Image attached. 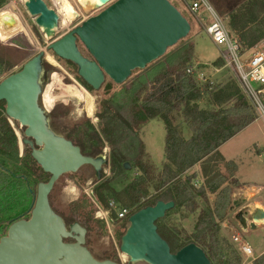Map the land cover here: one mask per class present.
<instances>
[{"label": "trees", "instance_id": "obj_1", "mask_svg": "<svg viewBox=\"0 0 264 264\" xmlns=\"http://www.w3.org/2000/svg\"><path fill=\"white\" fill-rule=\"evenodd\" d=\"M10 1L0 0V10ZM227 17L229 22L225 25L230 37L241 47L243 57L246 50H253L247 57L252 56L257 46L264 41V0H249ZM183 42L184 39L178 44ZM9 47L13 45L0 36V48L5 50ZM165 55L144 70H139L143 74L129 88L122 85L131 80L138 70L124 84L118 85L116 91H113L111 83L103 85L100 90L104 91L105 102L100 104L97 127L85 122L76 125L65 136L80 147L85 156L91 158L103 156L104 142L111 146L112 176L104 179L102 173V179L96 182L94 189L97 204L109 211V220L112 212L109 196L115 195L113 183L124 175L126 164L141 173L123 191L128 203L137 204L146 198L150 184L155 183L158 192L152 200L140 204L136 212L155 206L159 201H173L176 208L188 207L191 212L197 211L196 197L206 200L207 191L217 193L227 180L219 173L220 163L231 170V176L237 171L235 162L226 161L222 157L220 147L257 120V115L239 84L231 81L224 86L207 84L202 88L194 76L187 73L188 66L195 57L194 44L184 45L166 60H162ZM222 59L221 56L214 65L223 66ZM67 63L76 67L71 62ZM51 70L52 67L44 61L42 77ZM3 77L4 71L0 65V79ZM203 100L206 101L205 108L200 107ZM5 110L6 103L0 102V232H7L14 222L30 219L38 186L49 180L42 178L49 175L33 159L32 148L24 144L25 152L20 156L18 136ZM154 119H160L166 129V161L157 176L155 168L145 161V145L138 134L141 126ZM183 126L190 131L189 138L186 137ZM21 134L24 140V131ZM197 164L202 166L206 184L192 193L189 188L192 178L184 181L181 177ZM39 173L42 175L39 176ZM161 191L164 193H159ZM118 200L122 201L121 198ZM229 206L228 188H224L215 203L214 214L219 217V223L214 221L211 214L202 211L195 225L196 233L191 239L188 238V242L181 241V237L158 226L160 220L157 222L158 232L168 242L173 253L194 243L205 251L212 264H242L238 255L232 259L223 257L225 250L221 247L220 224L225 220ZM93 215L94 211L89 213L83 223L75 221L73 224H79L88 232L92 230V223H95ZM125 233L121 234V238ZM67 242L73 241L69 239ZM114 262L119 264L117 260ZM251 264H264V254Z\"/></svg>", "mask_w": 264, "mask_h": 264}, {"label": "rangeland", "instance_id": "obj_2", "mask_svg": "<svg viewBox=\"0 0 264 264\" xmlns=\"http://www.w3.org/2000/svg\"><path fill=\"white\" fill-rule=\"evenodd\" d=\"M44 1L48 3L47 5L49 8L55 12L61 22L60 30L52 39L46 38L37 27L34 18L30 16L25 8V0H11L0 10L1 39L7 40L13 45V47H9L5 50L0 48V65L4 71V77L0 79V82L6 77L20 71L29 60L36 57L39 53L43 51L48 53L57 65L50 62L45 57L46 63L52 67V70L44 77H41L40 82L43 86V93L41 95L40 105L48 115L50 129L55 134L65 137L76 125H81L85 122H90L97 127V114L100 110V104L105 102L104 91H94L78 76L76 67L58 58L47 48L53 42L62 38L89 18L98 15L106 7L98 6L91 2L80 3L78 0H59L58 2H54L53 0ZM169 1L189 21L191 32L184 39L183 43L177 46L175 45V47L170 49L162 60H166L167 57L173 55L181 47L188 44H194L195 47L197 46L196 49L199 54H219V49L214 45L204 29L212 20L209 13L203 14L204 22L202 23L189 11L182 0ZM247 1L249 0H207L209 6L225 24L229 22L227 15L236 11ZM75 15L76 18H74ZM78 46L79 50L86 58L92 59L82 43L78 42ZM260 49H264V47ZM253 52V50H246L245 57ZM222 60V62H224L222 64L223 70L219 72V65L215 66L211 63L205 65L202 61L200 62L197 60V55L195 53L193 61L190 66H188L187 73L193 75L202 88L207 84H212L215 87L224 86L231 81L238 84L237 76L233 68L227 66L224 59ZM141 73L142 72L139 70L134 72L132 79L122 86L129 88L131 83L135 81ZM108 83L112 84L113 91L118 89V85L110 79H107L104 85ZM82 88L87 90L94 98L96 109L93 117H88L87 114L78 115L79 111L84 108V105H77L72 101L74 93L85 95ZM89 88H91V90ZM144 95L145 93L142 96ZM200 107H207L206 101H201ZM256 121L253 125L246 128L220 147V154L226 161L236 162L237 171L234 172V176H231V170L226 167L224 163H220L219 173L221 177L227 180L217 193L212 194L207 191L206 200L196 197L198 209L195 212H191L188 207H182L181 209L175 207L164 219L160 220L158 225L164 230H169L174 235L181 237V241L188 242V238L196 233L195 225L202 211L211 214L214 221L219 223V217L214 214L215 203L218 200L219 193L224 188H228L230 206L226 211L225 220L220 224L221 247L225 250L223 255L224 258L232 259L235 255H238L242 260V264H251L257 257L255 256V259L246 261L240 253L239 244L233 240L234 235H238L241 237L242 241L248 242L253 248L254 255H257L259 251L264 249V225L255 223L257 225L256 230L252 229L250 226L254 216H256V210H263L264 208V192L260 190L263 188L255 186V184L259 185L264 182V121ZM9 122L13 130L16 131L20 156H23L25 146L22 144L23 135L21 131L25 129L21 128L18 122L12 120ZM183 128H185L186 137L189 138L191 134L190 131L186 126H183ZM138 134L145 145V161L155 168L157 176L158 173L162 171L165 163L163 162L165 160L166 142L165 125L160 119L150 120L141 126L138 130ZM102 151L103 157L110 158L111 146L107 142H104ZM101 170L104 179L112 176L110 165H103ZM41 175L42 174L39 173V176ZM140 175L141 173L139 170L131 166V168H127L122 177L118 178L113 183L115 195L109 196V206L113 204L115 209L111 212L109 225H107L104 220L96 218L98 208L94 189L98 179L92 166H84L75 174L64 175L55 185L50 195L52 208L65 218L68 228L73 225L75 221L83 223L89 213L94 211L93 220L95 223H92V230L90 229L87 232L86 247L97 260H117L119 264L130 263L129 258H124V254L120 250L121 234L125 233V230H127L125 229L126 227H129L130 216L127 221H121L118 220L117 212L123 207H128L134 210L132 212V214H134L140 204L149 202L158 193L155 189V183H153L148 187V196L146 198L142 199L137 204L128 203V201L125 200L123 191L129 184L139 178ZM239 175L243 179H237ZM189 177L192 178L189 183L190 192L192 193L196 190H200L206 184L201 164L192 167L184 173L181 178L185 181ZM42 178L47 181L49 176H42ZM71 188H76V194L78 195H72L70 193ZM159 193L163 194L164 192L161 191ZM118 198H121L122 201H119ZM239 213L243 214L244 218L247 220L246 231L243 230V226H241L236 219ZM258 227L262 229H258ZM6 234L7 232L1 231L0 238ZM130 264L148 263L141 261Z\"/></svg>", "mask_w": 264, "mask_h": 264}, {"label": "water", "instance_id": "obj_3", "mask_svg": "<svg viewBox=\"0 0 264 264\" xmlns=\"http://www.w3.org/2000/svg\"><path fill=\"white\" fill-rule=\"evenodd\" d=\"M24 5L43 35L54 38L60 22L47 3L25 0ZM95 5L106 8L47 48L58 58L73 63L78 76L94 91H99L107 79L116 85L124 84L134 71L144 70L191 32L189 21L169 0H99ZM78 42L92 59L81 53ZM45 57L44 52L39 53L0 82V102L6 103L7 117L25 129L22 144L32 148L33 159L50 176L48 182L38 186L30 219L14 222L0 238V264H117L97 260L86 247L87 230L79 224L68 228L52 208L50 195L61 177L92 166L101 180V168L109 161L103 156H85L80 147L50 129L48 115L40 105ZM175 206L173 201H159L130 216L120 246L130 263L212 264L194 243L171 252L159 234L157 222ZM263 218L264 211L258 210L254 221ZM237 219L247 228L243 214ZM251 228L255 230L256 225L252 223ZM69 239L73 242H67Z\"/></svg>", "mask_w": 264, "mask_h": 264}, {"label": "built area", "instance_id": "obj_4", "mask_svg": "<svg viewBox=\"0 0 264 264\" xmlns=\"http://www.w3.org/2000/svg\"><path fill=\"white\" fill-rule=\"evenodd\" d=\"M182 1L202 23L204 22L203 14L209 13L212 20L204 28L206 34L216 47L222 49L221 56L236 73L239 87L254 109L257 120L264 121V49L256 50L250 57H243L241 47L230 37L225 22L209 6L207 0ZM96 205L98 208L96 218L104 220L109 225V211L103 210L97 203ZM110 207L112 210L115 209L113 204ZM133 211L129 208L120 209L117 212L118 220L128 219ZM233 240L239 244L240 253L246 261L255 259L253 248L248 242L242 241L238 235H234Z\"/></svg>", "mask_w": 264, "mask_h": 264}, {"label": "bare ground", "instance_id": "obj_5", "mask_svg": "<svg viewBox=\"0 0 264 264\" xmlns=\"http://www.w3.org/2000/svg\"><path fill=\"white\" fill-rule=\"evenodd\" d=\"M78 1L80 3H84V2H91L93 4L99 3V0H78ZM43 52L46 53L45 51H43ZM46 59H48L50 62L54 63L55 65H57V63L50 57V55L48 53H46ZM82 89L84 90L85 95H81V94L74 93L73 96H72V101L75 104H77V105H81V104L84 105V108L79 111V114L78 115H86L87 114L88 117H93V115L95 113V109H96L95 103H94V98H93V96L87 90H85L84 88H82ZM75 189L74 188H71V190H70V193L72 195H74V196L78 195V194H76V190ZM258 223L261 224L263 222H258ZM124 258H127V256L125 254H124Z\"/></svg>", "mask_w": 264, "mask_h": 264}, {"label": "crops", "instance_id": "obj_6", "mask_svg": "<svg viewBox=\"0 0 264 264\" xmlns=\"http://www.w3.org/2000/svg\"><path fill=\"white\" fill-rule=\"evenodd\" d=\"M262 47H264V41H262L261 43H260V45H258L257 46V48H256V50H260V48H262ZM197 46L195 47V53H196V55H197V60H199L200 62L202 61L205 65H208V63H211V64H214V62H216V60L218 59V58H220V56H221V54H222V49L221 48H218L219 49V54H214V53H209V54H202V53H200L199 54V52H197ZM261 50H263V49H261ZM203 52V51H202ZM228 66V65H227ZM223 70V66H219V72L220 71H222ZM155 120V119H154ZM151 121H153V120H151ZM257 122V121H256ZM150 123H152V122H150ZM254 124V123H253ZM252 124V125H253ZM150 125V124H149ZM250 127V126H249ZM240 134V133H239ZM166 161V157H165V160L163 161V162H165ZM236 163V162H235ZM165 164V163H164ZM237 179H243V178H241L240 177V175H239V177H237ZM263 181H264V179H263ZM252 186H254V185H252ZM255 186H259V188H263L261 191L262 192H264V182H262V183H260L259 185L257 184H255ZM258 210H262V209H257L256 210V213H257V211ZM262 211H264V208H263V210ZM240 214V213H239ZM239 214H237V216H236V219H237V217H238V215ZM244 217V216H243ZM237 221H239L238 219H237ZM259 222H263V223H261V224H259V225H264V218L263 219H261ZM239 223L241 224V222L239 221ZM252 223H258V222H255L254 221V218H253V222H251L250 223V226H251V224ZM256 225V224H255ZM241 226H242V224H241ZM243 228V230H245L246 231V229L244 228V227H242ZM256 229H257V225H256ZM255 229V230H256ZM258 229H262V228H259L258 227ZM264 254V249H262L261 251H259V253L257 254V255H254V256H256L257 258L258 257H260V256H262Z\"/></svg>", "mask_w": 264, "mask_h": 264}, {"label": "flooded vegetation", "instance_id": "obj_7", "mask_svg": "<svg viewBox=\"0 0 264 264\" xmlns=\"http://www.w3.org/2000/svg\"><path fill=\"white\" fill-rule=\"evenodd\" d=\"M108 158V157H107ZM108 161H110V158H108ZM94 170H95V168H94ZM95 172H96V170H95Z\"/></svg>", "mask_w": 264, "mask_h": 264}]
</instances>
